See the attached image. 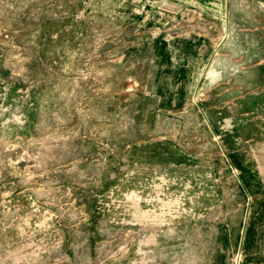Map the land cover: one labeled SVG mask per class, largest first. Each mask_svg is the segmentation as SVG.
Returning <instances> with one entry per match:
<instances>
[{"label":"rangeland","instance_id":"374dc122","mask_svg":"<svg viewBox=\"0 0 264 264\" xmlns=\"http://www.w3.org/2000/svg\"><path fill=\"white\" fill-rule=\"evenodd\" d=\"M0 264H264V0H0Z\"/></svg>","mask_w":264,"mask_h":264},{"label":"crops","instance_id":"0c3cea01","mask_svg":"<svg viewBox=\"0 0 264 264\" xmlns=\"http://www.w3.org/2000/svg\"><path fill=\"white\" fill-rule=\"evenodd\" d=\"M230 34H231V33H230ZM230 34H229V35H230ZM229 38H230V37H229ZM223 46H224V45H223Z\"/></svg>","mask_w":264,"mask_h":264},{"label":"water","instance_id":"95a60500","mask_svg":"<svg viewBox=\"0 0 264 264\" xmlns=\"http://www.w3.org/2000/svg\"><path fill=\"white\" fill-rule=\"evenodd\" d=\"M226 37H227V35H226Z\"/></svg>","mask_w":264,"mask_h":264}]
</instances>
